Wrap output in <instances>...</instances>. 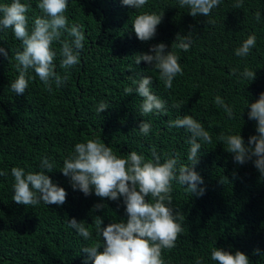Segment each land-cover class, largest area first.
<instances>
[{"label":"trees","instance_id":"16d2710c","mask_svg":"<svg viewBox=\"0 0 264 264\" xmlns=\"http://www.w3.org/2000/svg\"><path fill=\"white\" fill-rule=\"evenodd\" d=\"M12 0H0V4ZM30 3L26 13L29 31L42 12L39 0H21ZM236 0H221L210 17L189 14L187 7H179L178 0H148L141 9L122 4V0H69L65 15L69 25H83L84 49L80 63L68 70V81L48 93L34 71L29 74V86L22 95L11 90V82L19 73L14 59L22 42L15 38L11 28L0 32V264H83L87 253L81 249L95 242L94 219L101 216L104 225L126 222L123 197L119 201L85 196L73 190L70 178L62 173L64 160L74 151L77 143L99 139L112 148L117 156L127 157L131 151L151 158L155 146L163 162L168 156L188 165L190 133L183 128H169L167 121L193 116L212 137V143H201L196 171L203 177L206 188L202 197L186 192L185 187L172 184V207L183 213V231L178 235L176 247L162 249L165 264H217L211 260L214 247H224L233 253L244 252L251 264H264V179L252 162L239 165L227 145L218 140L220 134H239L245 142L256 133V122L248 118L249 103L264 92V0H244L243 7L233 8ZM164 12L156 36L141 42L133 30L134 19L142 12ZM261 13L260 21L255 13ZM211 19L215 24H206ZM192 32L188 51L174 48L183 68V75L173 80L166 90L159 72L146 61L136 64V56L148 52L161 42L172 50L179 33ZM255 34L256 47L247 57L235 55L249 34ZM65 33L62 39H68ZM59 43L52 45L57 51ZM57 71L59 56L55 60ZM245 67L256 72V79L240 80L237 76ZM238 68L237 75L231 70ZM151 76V91L167 102L166 114L142 116L143 98L135 92L132 79ZM133 88L127 95L125 88ZM219 95L233 107L235 119H229L223 107L214 103ZM107 109L98 113L99 103ZM182 102V103H181ZM173 104H181L174 108ZM151 124L148 135H141L139 124ZM54 162L48 175L67 192L62 206L41 202L36 206L18 205L12 197L13 167L39 172L41 158ZM235 173V175H234ZM224 179V183H221ZM151 200V197H146ZM105 208L92 211L93 205ZM75 217L89 228L92 239L85 241L76 230L68 227ZM102 242V241H101ZM259 248L261 255H253ZM103 249H101L102 251Z\"/></svg>","mask_w":264,"mask_h":264},{"label":"clouds","instance_id":"9594fccd","mask_svg":"<svg viewBox=\"0 0 264 264\" xmlns=\"http://www.w3.org/2000/svg\"><path fill=\"white\" fill-rule=\"evenodd\" d=\"M69 0H39L37 7L42 15L37 16L29 31L28 13L32 5L22 3L21 0H12L11 3L0 4V32L12 29L16 39L22 42V50H16L14 59L18 77L11 82V90L16 95H22L29 86V70L34 71L42 82L44 90L53 92L54 86L61 87L68 81V70L80 63L84 49L85 34L83 25H69L65 12ZM148 0H122V4L135 9H141ZM179 7H187L193 17L203 15L210 17L212 10L218 7L221 0H178ZM244 0H236L233 8L243 7ZM164 12H142L133 22V30L141 42L152 40L157 34V27L162 23ZM261 13H255V19L260 21ZM208 24H215L214 20L207 19ZM67 33L68 39H62ZM55 43L61 46L57 51L52 47ZM256 35L249 34L242 44L235 49L237 57H247L252 48L256 47ZM192 44V32L181 36L179 33L168 51V45L161 42L152 45L148 52L136 56V64L146 61L148 65L159 72V79L165 89L170 90L173 80L178 75H183V68L179 63V56L173 51L179 48L188 51ZM0 53L8 57V51L0 47ZM59 56V68L64 70L61 75L57 71L55 60ZM238 68L231 70L232 75H237ZM132 79L137 85L135 92L143 98L140 114H166L167 102L151 91L152 77L143 76L139 80ZM256 79V72L245 67L237 76L240 80ZM125 94L133 93V88L124 89ZM182 103V102H181ZM214 103L223 107L229 119H235L233 107L225 103L221 96L216 95ZM180 108L181 104H173ZM248 118L256 122V133L245 142L241 133L218 136V140L227 145L226 151L233 154V160L239 165L252 162L261 179H264V92L259 98L249 103ZM107 109L103 101L99 103L96 111L102 113ZM169 128H183L190 133V145L187 160L188 165L180 164L178 158L168 156L163 162L155 146L151 149V158L131 151L127 157L117 156L111 147L99 139H88L86 142L77 143L74 151L64 160L62 173L70 178L73 190H79L85 196L95 192L101 199L119 201L123 197L127 220L111 222L106 227L104 219L96 216L94 224L97 240L81 249L87 253L83 264H165L161 258L162 249L171 250L176 247L178 235L183 231L182 222L185 217L182 212L172 207V184L176 182L186 186V192L196 197H202L206 188L203 177L195 170L199 163V150L201 141L212 143V137L203 125L191 115H184L168 120ZM141 135H148L151 124L142 121L139 124ZM54 162L49 157L43 156L39 172L25 171L23 167H13L11 175L14 178L12 185L13 201L18 205L36 206L43 202L47 205L62 206L66 202L65 188L54 182L48 173L53 172ZM7 171H0V176H7ZM235 175V173H234ZM224 183V179H221ZM151 200H146V197ZM105 204L93 205L92 211L105 208ZM68 227L76 230L77 234L85 241L92 239L89 228L84 223L78 222L75 217L68 220ZM102 241V242H101ZM101 249H103L101 251ZM253 255H261L256 248ZM203 258H197L196 264H202ZM211 260L217 264H251L249 257L242 251L234 253L224 247H214L211 250Z\"/></svg>","mask_w":264,"mask_h":264}]
</instances>
